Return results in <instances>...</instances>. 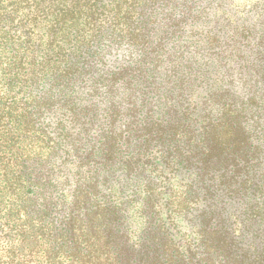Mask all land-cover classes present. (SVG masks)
I'll use <instances>...</instances> for the list:
<instances>
[{
	"label": "trees",
	"instance_id": "1",
	"mask_svg": "<svg viewBox=\"0 0 264 264\" xmlns=\"http://www.w3.org/2000/svg\"><path fill=\"white\" fill-rule=\"evenodd\" d=\"M0 264H264V0H0Z\"/></svg>",
	"mask_w": 264,
	"mask_h": 264
}]
</instances>
